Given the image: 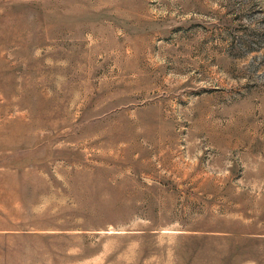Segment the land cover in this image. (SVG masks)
<instances>
[{"label":"rangeland","instance_id":"374dc122","mask_svg":"<svg viewBox=\"0 0 264 264\" xmlns=\"http://www.w3.org/2000/svg\"><path fill=\"white\" fill-rule=\"evenodd\" d=\"M0 264H264V0H0Z\"/></svg>","mask_w":264,"mask_h":264}]
</instances>
